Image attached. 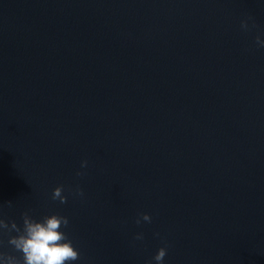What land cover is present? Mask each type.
Segmentation results:
<instances>
[{
    "label": "clouds",
    "instance_id": "obj_1",
    "mask_svg": "<svg viewBox=\"0 0 264 264\" xmlns=\"http://www.w3.org/2000/svg\"><path fill=\"white\" fill-rule=\"evenodd\" d=\"M252 27H255V24ZM241 28L245 31L250 30L247 20L241 21ZM255 44L258 47H264V40L257 35ZM87 164L86 160L81 161V168H86ZM76 175L82 176L84 173L78 171ZM70 192L79 197L84 196V192L79 186L74 190H70ZM52 200H58L61 204L67 203L68 197L64 195L63 185L53 189ZM11 205L12 202L9 201L8 206L11 207ZM0 214H2V206H0ZM21 218L22 226L14 220L6 221L0 218V237L8 235L7 244L15 252L20 253V257H17L0 251V264H74L75 261L80 259L79 250L74 247L72 241L63 231L69 225L67 217L52 214L37 221L28 212H24ZM141 219L145 222H151V217L146 213L141 214L136 223L140 224ZM12 233H15V235H12ZM134 239L142 240L143 234L138 233ZM3 245L4 240L0 239V247H3ZM166 255L167 248H159L153 257L155 264H163Z\"/></svg>",
    "mask_w": 264,
    "mask_h": 264
}]
</instances>
